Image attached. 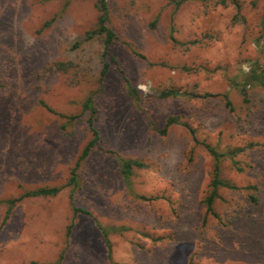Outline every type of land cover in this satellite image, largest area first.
<instances>
[{
	"label": "rangeland",
	"instance_id": "374dc122",
	"mask_svg": "<svg viewBox=\"0 0 264 264\" xmlns=\"http://www.w3.org/2000/svg\"><path fill=\"white\" fill-rule=\"evenodd\" d=\"M97 2L0 0V264H264V86L244 87L264 76V0H108L106 55L87 35ZM90 95L101 139L79 186L26 197L6 219L9 199L69 182L92 138ZM207 145L242 149L221 162L236 188H220L217 215L203 203ZM122 158L146 164L129 185ZM74 199L91 214L74 216Z\"/></svg>",
	"mask_w": 264,
	"mask_h": 264
},
{
	"label": "trees",
	"instance_id": "16d2710c",
	"mask_svg": "<svg viewBox=\"0 0 264 264\" xmlns=\"http://www.w3.org/2000/svg\"><path fill=\"white\" fill-rule=\"evenodd\" d=\"M186 1L189 0H168L170 4H173L176 8L180 7L182 4H184ZM205 1V0H201ZM223 3H226L227 0H222ZM97 8L99 10V17H98V26L96 29L89 31L87 33L88 37L91 38L95 35H103L105 37V54H107L108 47L110 46L111 43H113L116 39V33L114 30L111 28L109 24V19H110V8H109V3L108 0H98L97 2ZM172 39L175 40V38L172 36ZM139 56H142V54H137ZM108 67L109 64L105 62L104 68L101 72V81L104 83L105 76L108 72ZM125 79L128 84V91L131 95L136 94L138 91L136 87L133 85L129 84V79L125 75ZM260 84L264 86V76L263 73L257 74L255 70H252V73L250 74L249 78L245 81L244 87L247 85L251 84ZM244 91V90H243ZM160 97L162 98H167V97H178L180 95H183V92L176 90V89H167L163 90L160 92ZM244 95L246 96V92L244 91ZM225 98L227 99V104L231 107L232 109V103L228 99L227 95H225ZM44 103V102H42ZM44 105H46L44 103ZM47 106V105H46ZM83 108L85 111L88 112V127L89 131L92 135L91 140L87 143V145L83 148L75 167L72 170V174L70 177L69 182L64 185V186H52V187H40L34 190L26 191L25 193L21 194L18 197L9 199L7 201L8 203V210L6 213V219L9 218L11 211L13 207L20 201H22L26 197H36V196H55L57 195L64 187L66 186H73V188H76L79 186L80 183V175H79V169L83 165V163L86 161V159L89 157L93 149L95 148L96 145L99 144V141L101 139L99 129L96 127V120H97V108L95 105V98L93 95H90L87 97V99L83 103ZM62 117H67L65 115H61ZM68 123L74 124L76 122L77 116H70L68 118ZM179 122V118L176 116H171L167 119L166 121V126L163 130V132H166L168 127L171 126L174 123ZM208 150L210 151L211 155L214 158L215 164H214V170H213V177L212 180L209 184V191L205 198L203 199V203L206 209L207 214H213L217 215L214 204L217 199L220 198V193L219 190L222 187L226 188H236L234 184L231 183L230 180L224 178L221 175V162L224 160L225 157H229L233 160L234 164L237 163L235 160V156L239 151H241V148L234 149L231 151L227 152H221L218 151L215 147H212L210 145H207ZM119 166H120V173L123 178V180L129 185L131 177L133 175L134 169L135 168H144L146 167V164L142 162L141 160L138 159H133V158H128V159H121L119 161ZM253 199H255L254 196H252ZM72 207H73V213L74 216H78L79 214H87L90 215L91 212L89 210H86L76 204V200H72ZM71 228V227H70ZM70 233V231H69ZM107 236V233H105V237ZM108 243V242H107ZM47 264H60L59 261L54 262V263H47Z\"/></svg>",
	"mask_w": 264,
	"mask_h": 264
}]
</instances>
